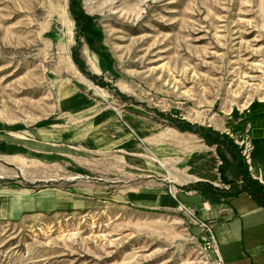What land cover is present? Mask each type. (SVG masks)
<instances>
[{"label":"rangeland","instance_id":"obj_1","mask_svg":"<svg viewBox=\"0 0 264 264\" xmlns=\"http://www.w3.org/2000/svg\"><path fill=\"white\" fill-rule=\"evenodd\" d=\"M256 104L264 0H0V264H249L243 247L264 242ZM113 117L157 173L65 137ZM197 148L215 184L183 174ZM227 204L232 218H204Z\"/></svg>","mask_w":264,"mask_h":264},{"label":"crops","instance_id":"obj_2","mask_svg":"<svg viewBox=\"0 0 264 264\" xmlns=\"http://www.w3.org/2000/svg\"><path fill=\"white\" fill-rule=\"evenodd\" d=\"M262 108H264V104H256L252 107L251 110L254 111V113H256L255 114L256 120L263 118L261 115H263L264 112H259V110H261ZM258 112L259 114H257ZM259 121H255L253 123V127L256 128L257 131L258 130L261 131L264 129V120L260 122ZM50 136H53V134ZM54 136L56 137V135ZM65 137L71 138L70 141L89 139L91 141L92 146L96 149L112 148V147L114 148L120 147L128 150L130 149L132 152H126L128 156L125 157V161L126 158H128V162L134 164L133 167L139 171H149L154 173L158 172V167L155 164L153 165L152 158L150 161L148 160V156L142 155L141 149L136 143L134 137L129 132H127L123 124L119 122L116 123L115 117L111 118L108 122H106L102 126H95L94 124H91V125H86L83 128H79L77 131H70ZM134 146L136 147V150H134L135 149ZM198 151H199L198 148L190 150L189 151L190 153L183 160V162L187 164V166H185L184 168L183 174L187 175L189 180L194 183L206 182V183L215 184L217 180L216 177L217 170L213 165L214 164L213 155L212 154L208 155V158L206 159L207 161H205L208 163L209 167L207 165L204 166L198 158L199 156V154L197 153ZM153 154L155 155L156 158L157 157L160 158L164 156L158 154L157 152H153ZM166 155H168V153H166ZM166 158H167L166 163L168 165L170 162L173 164L172 158L171 159L170 157H166ZM169 174L171 175V177L174 178L176 177L175 175L177 173L175 172V170L172 169L171 171H169ZM238 209L239 210L237 211L239 212L237 214V217L232 219L231 222L228 223L227 228L223 229L222 243L224 244V246H228L229 256H233L231 254H234L235 249L232 246L234 245V243L241 242L242 240L245 241V238L243 237L245 236L247 223L246 222L244 223V219L247 218L248 214L252 213L250 212V210H248L246 207L243 206H240ZM204 210H205L204 218L206 219H215L217 218V216H221L222 213L223 215L227 214L228 216H230L229 214L230 213L233 214L234 211L231 210L229 204H227L226 208H224L222 205H217V206L214 205L212 207L211 206H208L207 208L205 207ZM230 218H232V216H230ZM240 238L243 239L239 241ZM242 252L244 253L243 257L245 259L247 260L250 259L248 262L251 263L253 261L254 262L253 264H262L264 259V242L256 246L253 245V246L243 247ZM224 261L226 262L225 259Z\"/></svg>","mask_w":264,"mask_h":264}]
</instances>
